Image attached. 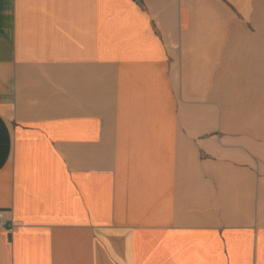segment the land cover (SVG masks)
<instances>
[{
	"label": "crops",
	"instance_id": "0c3cea01",
	"mask_svg": "<svg viewBox=\"0 0 264 264\" xmlns=\"http://www.w3.org/2000/svg\"><path fill=\"white\" fill-rule=\"evenodd\" d=\"M0 264H264V0H0Z\"/></svg>",
	"mask_w": 264,
	"mask_h": 264
},
{
	"label": "built area",
	"instance_id": "2783aa9c",
	"mask_svg": "<svg viewBox=\"0 0 264 264\" xmlns=\"http://www.w3.org/2000/svg\"><path fill=\"white\" fill-rule=\"evenodd\" d=\"M8 218L6 217V213L3 211H0V226H8L10 229L13 227V224L7 223Z\"/></svg>",
	"mask_w": 264,
	"mask_h": 264
}]
</instances>
